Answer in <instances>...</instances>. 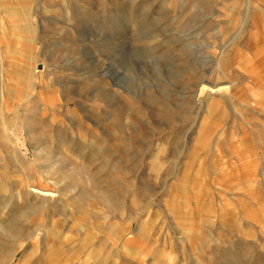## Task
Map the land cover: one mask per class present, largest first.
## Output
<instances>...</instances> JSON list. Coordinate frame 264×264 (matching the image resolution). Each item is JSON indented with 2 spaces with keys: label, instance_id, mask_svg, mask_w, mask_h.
<instances>
[{
  "label": "rangeland",
  "instance_id": "rangeland-1",
  "mask_svg": "<svg viewBox=\"0 0 264 264\" xmlns=\"http://www.w3.org/2000/svg\"><path fill=\"white\" fill-rule=\"evenodd\" d=\"M0 264H264V0H0Z\"/></svg>",
  "mask_w": 264,
  "mask_h": 264
},
{
  "label": "bare ground",
  "instance_id": "bare-ground-1",
  "mask_svg": "<svg viewBox=\"0 0 264 264\" xmlns=\"http://www.w3.org/2000/svg\"><path fill=\"white\" fill-rule=\"evenodd\" d=\"M213 89V88H212ZM44 194H46V192H44Z\"/></svg>",
  "mask_w": 264,
  "mask_h": 264
}]
</instances>
